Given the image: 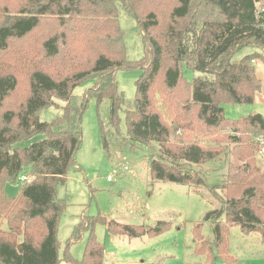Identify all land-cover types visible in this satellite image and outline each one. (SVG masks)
<instances>
[{
    "label": "trees",
    "instance_id": "1",
    "mask_svg": "<svg viewBox=\"0 0 264 264\" xmlns=\"http://www.w3.org/2000/svg\"><path fill=\"white\" fill-rule=\"evenodd\" d=\"M119 5L132 13L144 39V56L129 59ZM264 0H0V264H104V247L94 227L104 222L116 234L154 236L171 226L121 223L105 216H81L68 244L90 230L85 253L76 259L58 236L69 205L58 185L70 171H81L76 153L83 141V117L91 99L110 100L109 123L133 147L158 144L151 160L153 180L209 188L221 199L213 238L194 226L195 250L205 264H237L230 253V226L264 239V171L257 154L264 146V116L230 119L222 103L251 104L261 89L245 46L264 49ZM201 74L186 79L183 64ZM139 68L133 106L125 110L127 133L120 132L125 98L116 72ZM92 85L82 97L74 90ZM52 106L62 112L46 121ZM103 143L109 140L99 111ZM42 136L34 140L35 137ZM175 139V141L173 140ZM32 140L28 145L22 142ZM228 155L231 167L217 187L190 170ZM28 167V170L26 169ZM29 181L21 183V176ZM20 183L17 195L6 184ZM68 248V245H67Z\"/></svg>",
    "mask_w": 264,
    "mask_h": 264
},
{
    "label": "rangeland",
    "instance_id": "2",
    "mask_svg": "<svg viewBox=\"0 0 264 264\" xmlns=\"http://www.w3.org/2000/svg\"><path fill=\"white\" fill-rule=\"evenodd\" d=\"M119 16L127 57L132 60L143 57L144 39L135 16L122 5H119ZM253 52L261 54L254 60L256 72L262 80L261 89L251 104L223 102L227 118L237 119L253 113L264 116V49L245 46L233 54V60L237 61ZM182 68L189 81L201 74L186 63ZM141 73L139 68L119 69L116 72L119 92L126 101L120 112L122 136L127 133L125 110L133 106L136 79ZM92 83V80H86L76 87L74 94L82 97ZM109 109V99L100 105L94 99L90 100L83 117L82 145L76 153V160L82 169L70 171L67 181L59 183L57 188L59 198H67L69 201L59 224L61 256L68 249L74 258H83L90 230H85L75 242L68 244L67 241L85 212L94 217L103 215L108 220L121 223L153 225L159 220H165L171 224L161 234L134 237L116 234L106 223L98 221L94 234L104 247V264H205V256L195 250L194 226L201 223L202 233L213 238V221L206 220L205 216L208 211L221 207V199L209 188L204 187L200 193H196L188 185L153 180L150 164L152 157L158 155V144L153 143L156 149L152 150L150 147H133L122 142L109 123ZM99 111L109 140V149L103 143ZM61 112V107L52 106L42 112V118L51 121ZM41 137L37 136L34 140ZM31 141H24L21 145H28ZM262 148L257 158L264 171ZM230 167L228 155L223 154L219 159L200 165L193 164L190 170L199 171L209 184L218 189V184L226 178ZM20 188V183L6 184V191L11 195H17ZM229 238L230 253L237 259V264H264V239L259 232L245 233L240 225L232 224ZM215 264H223L222 259L218 257Z\"/></svg>",
    "mask_w": 264,
    "mask_h": 264
},
{
    "label": "built area",
    "instance_id": "3",
    "mask_svg": "<svg viewBox=\"0 0 264 264\" xmlns=\"http://www.w3.org/2000/svg\"><path fill=\"white\" fill-rule=\"evenodd\" d=\"M263 10H264V8H263ZM261 151H262V153L264 154V146H263V148L261 149ZM20 178H21V180H23V181H29V180H30L28 177H26V176H24V175H22Z\"/></svg>",
    "mask_w": 264,
    "mask_h": 264
}]
</instances>
